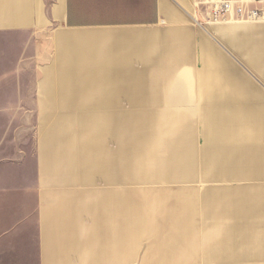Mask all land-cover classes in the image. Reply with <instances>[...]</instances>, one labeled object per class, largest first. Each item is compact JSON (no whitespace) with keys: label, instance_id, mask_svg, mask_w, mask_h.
Here are the masks:
<instances>
[{"label":"crops","instance_id":"1","mask_svg":"<svg viewBox=\"0 0 264 264\" xmlns=\"http://www.w3.org/2000/svg\"><path fill=\"white\" fill-rule=\"evenodd\" d=\"M186 1L0 0V33L7 42L28 32L17 66L0 74V107L15 117L17 107L34 106L40 123L27 166L17 157L10 172L0 162V246L13 256L0 264H125L147 238L156 256L192 253L183 247H194L198 201L191 200L193 190L166 184L193 181L198 166L206 181L217 176L258 183L242 185L227 213L236 216L232 222L242 219L243 227H230L244 231L245 244L264 243V95L246 88L243 74L223 56L218 74L231 85H201L194 46L198 62L206 50L215 54L202 34L124 29L173 23L186 15ZM193 14L194 8L189 16L195 23ZM59 23L98 29L59 31L53 63L32 72L29 41H48L45 29ZM221 33L264 81V26L227 23ZM226 70L234 72L235 83ZM194 88L202 90L205 106L190 111L181 106L191 102ZM226 132L244 141L239 153L228 152L235 148L227 146ZM217 159L240 170L221 175ZM202 217L210 220V214ZM27 249L33 258L24 256Z\"/></svg>","mask_w":264,"mask_h":264},{"label":"rangeland","instance_id":"2","mask_svg":"<svg viewBox=\"0 0 264 264\" xmlns=\"http://www.w3.org/2000/svg\"><path fill=\"white\" fill-rule=\"evenodd\" d=\"M183 6L186 10V15L180 16V18L177 19V21H173V23L163 21L153 27L124 29H159L165 31L185 29L191 30L194 33L202 34L205 39L208 40L211 48L214 49L215 54L211 55L206 50L205 58L203 59V57H200L198 62L199 50H197L196 46H194V60L195 64L197 63L195 66L200 70L201 75H203V78L199 79L201 85H214L220 87L231 85L230 83H228V81H226L227 77H223L222 79L218 74L220 72L218 68L222 67V65L220 64V57L223 56L226 61L230 65H232V67H235L240 74H243L244 78L246 79L243 80L246 82L244 84L246 88H251L252 86H254L255 88H257L256 92L258 91L261 95H264V81H262L256 73L254 74L247 67V65L244 64L243 59H241L239 54L237 55V51L232 49L231 45L226 44V36L221 33V27L223 25H226L227 23L221 22L220 25H216L214 23H205L203 24V26H199L194 23L192 18H190L189 16L190 11L194 8V1L188 0L183 3ZM228 24H231V26H240L245 28H256L264 26V22L262 21H239L238 23ZM92 29H67L60 23L57 25L49 26L45 29V35H47V37L49 38L48 41H29L27 54L29 58L30 70L34 72V70H37L40 66H48L53 63V60L56 56V38L54 36L55 34L59 33V31ZM239 29L243 30L244 28ZM30 33H36V30L30 31ZM17 34H22V36L25 37L27 36L28 32H18ZM5 35V33H0V74L12 69V66H17L16 61L20 60L18 59V52L23 48V43L22 41H20L21 39H23V37L19 36L17 37V41H11L10 43L7 42L9 38H4ZM6 50L9 51V57H6L4 55V52ZM213 68L217 72L216 74L213 72ZM225 72L227 73V75L230 74V79L234 81V72H230L228 70H226ZM214 75L215 77H213ZM233 95L235 96V93ZM191 97V102L181 107H185L190 111L191 109L193 111H197L199 107L205 106L201 89H192ZM226 104L236 105V102ZM27 108L28 111H25V107H17V115L14 117L13 114L10 115V108L0 107V162L3 160V163H7L9 165V171L11 170L9 163L12 161V159L15 160L17 157H19L21 165L25 164L24 167L27 166L28 161H32L33 159V148L34 144L37 143V134L39 132L40 123L39 120L36 119L34 106H29ZM221 112L222 110L219 111V113ZM219 123L221 129H223L222 126L224 125L222 124V121H220ZM227 125L228 128H234V126L237 127V119L231 122L229 121ZM225 134L227 137V146H229V148H235L233 150L229 149L228 152L239 153V147H241V144L244 141L242 142V139L238 140V135L233 137L228 132H226ZM222 135L224 134L222 133ZM195 146L200 149L202 146V142L200 140H197ZM213 161V163L216 164L214 165V169L223 171V173H220L221 175L227 173L228 170H240V166H228L226 163L228 162V160L224 161L223 159H217ZM3 165H0V177L5 176V172H3L4 170L1 169ZM205 171L206 170L204 168L198 166L196 169H194L193 181L180 183L177 187L174 185L170 186L169 184H166L169 189L173 190H193L192 192H190L191 200L198 201V207L195 206L196 203L194 205V216H198V218L195 217L197 218L195 222L197 224L198 230L197 233H195L196 238L195 240H193L194 247H183L184 249H194V252L184 253L182 255H179V257L177 256L174 258L156 256V253L154 252V250H152L155 242L147 238L146 240L138 244V247L137 249H135V251H132L131 259L125 264H156L157 262L163 263L164 261L173 264H264V257L262 256L264 255V243L260 242L257 244H245L244 231L242 233H237L235 231H232V227H230L232 223H239L241 224V227H243L242 219H240L239 222H232L233 215L231 216L227 213V210L231 208V201L235 200L238 196H242V185H253L258 183L254 181L241 182V180L235 179H220L216 178L217 176L214 178V180L206 181L205 177L207 176V174L205 173ZM102 181V179L96 180V183L102 184ZM262 183L264 184V181H262ZM205 214H210V220L203 219L202 215ZM213 214L215 219H211L213 218ZM235 217L236 216H233V218ZM253 238L254 240L251 242H257L259 241L257 239H260L258 237ZM233 246L239 248L231 249ZM214 247L219 249L217 253L208 252V250H211V248ZM221 247H225V249L227 250L223 251ZM9 255H11V253L7 249V247L0 246V258L13 257ZM24 256L26 258H33V249H27ZM220 259H228V261L223 262ZM124 262H126V260ZM124 262H122L121 259V263L123 264Z\"/></svg>","mask_w":264,"mask_h":264},{"label":"built area","instance_id":"3","mask_svg":"<svg viewBox=\"0 0 264 264\" xmlns=\"http://www.w3.org/2000/svg\"><path fill=\"white\" fill-rule=\"evenodd\" d=\"M199 22H264V0H192Z\"/></svg>","mask_w":264,"mask_h":264},{"label":"bare ground","instance_id":"4","mask_svg":"<svg viewBox=\"0 0 264 264\" xmlns=\"http://www.w3.org/2000/svg\"><path fill=\"white\" fill-rule=\"evenodd\" d=\"M193 17H194V20H195L196 24H198L199 26H203V24L201 22H199V17L197 15L196 10H195V14H193ZM238 22H236V21H227L226 23H238ZM214 24H221V23H214Z\"/></svg>","mask_w":264,"mask_h":264}]
</instances>
